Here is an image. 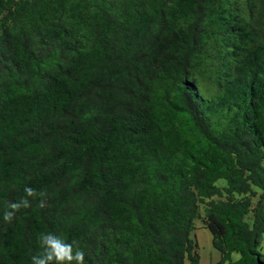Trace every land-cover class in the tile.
<instances>
[{"label": "trees", "instance_id": "1", "mask_svg": "<svg viewBox=\"0 0 264 264\" xmlns=\"http://www.w3.org/2000/svg\"><path fill=\"white\" fill-rule=\"evenodd\" d=\"M196 223L264 264V0H0V264H200Z\"/></svg>", "mask_w": 264, "mask_h": 264}, {"label": "clouds", "instance_id": "2", "mask_svg": "<svg viewBox=\"0 0 264 264\" xmlns=\"http://www.w3.org/2000/svg\"><path fill=\"white\" fill-rule=\"evenodd\" d=\"M27 196H33L34 192L31 188L24 189ZM29 201L21 198L19 202L11 203V209H19L28 207ZM12 213L6 211L4 220H9ZM38 247L40 251L36 256L32 257V264H84V252L79 248L73 251L74 245L67 243L60 236L53 233H40L38 236Z\"/></svg>", "mask_w": 264, "mask_h": 264}, {"label": "rangeland", "instance_id": "3", "mask_svg": "<svg viewBox=\"0 0 264 264\" xmlns=\"http://www.w3.org/2000/svg\"><path fill=\"white\" fill-rule=\"evenodd\" d=\"M193 234L195 236V240L198 243L200 264H212L215 262L219 257V252L211 245V235L209 231L201 224L196 223ZM233 257H237V254L234 253Z\"/></svg>", "mask_w": 264, "mask_h": 264}]
</instances>
